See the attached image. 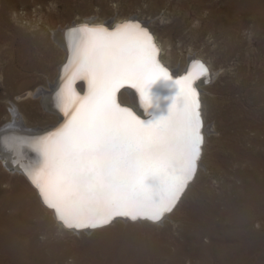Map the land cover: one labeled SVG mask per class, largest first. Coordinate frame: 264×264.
I'll list each match as a JSON object with an SVG mask.
<instances>
[{"label": "rangeland", "instance_id": "obj_1", "mask_svg": "<svg viewBox=\"0 0 264 264\" xmlns=\"http://www.w3.org/2000/svg\"><path fill=\"white\" fill-rule=\"evenodd\" d=\"M127 17L145 21L166 43L160 53L171 68L184 55L211 64L212 78L201 84L208 129L195 180L161 223L116 220L76 233L62 230L23 175L0 159V264H141L150 255L151 264H163L177 250L183 264H222V249L225 258L239 257L236 264H264V0H0V125L12 119L14 103L30 127L55 122L43 95H34L50 90L63 56L55 29Z\"/></svg>", "mask_w": 264, "mask_h": 264}, {"label": "snow or ice", "instance_id": "obj_2", "mask_svg": "<svg viewBox=\"0 0 264 264\" xmlns=\"http://www.w3.org/2000/svg\"><path fill=\"white\" fill-rule=\"evenodd\" d=\"M77 33L90 37L82 47L78 41L74 53L91 74L92 93L63 128L35 141L67 197L79 204L83 222H64L77 229L102 227L114 217L158 222L192 179L201 153V104L193 84L209 70L197 62L198 76L193 78L189 69L174 79L156 61L153 35L138 23L126 22L111 32L85 25ZM126 83L141 97H153L154 85L170 86L178 103L141 120L116 102L115 93ZM9 143L16 151L25 142ZM40 190L43 195L44 187ZM144 191L151 195L142 196Z\"/></svg>", "mask_w": 264, "mask_h": 264}, {"label": "bare ground", "instance_id": "obj_3", "mask_svg": "<svg viewBox=\"0 0 264 264\" xmlns=\"http://www.w3.org/2000/svg\"><path fill=\"white\" fill-rule=\"evenodd\" d=\"M133 19H137L135 17H131ZM126 19H130V18H126ZM86 20H91V22L94 23H109L112 24L110 27H114L116 25H118L121 21H123V19H111V20H93V19H82L79 22H84ZM74 22V21H73ZM141 22L148 26L146 24L145 21ZM77 22L75 23H71V24H77ZM69 24V25H71ZM68 24L65 25V27L69 26ZM65 27L62 29L60 28L59 30L53 31V35H54V40H56L59 44V46H61L62 51H63V56L61 59V62L58 66V69L56 71V76L54 81L51 83L50 85V90H46V89H38L37 91L35 90L34 95L37 94H41L43 95V102L44 105L46 107V109L50 112H52L53 114H55L54 118H55V122H53L52 124H50L49 126H57L59 124V122H61L60 126H57L54 130H52L51 132H48L45 134V136H34V137H29V136H24L22 134H18L21 133L22 129L24 128H37V127H30V125L28 126L23 117L18 113V110L16 108V106L13 104L12 107L10 108L11 111V115H12V119L7 121L6 123H4L2 126L0 125V137H3L5 140V143L0 145V159L3 161L4 167H6L9 171H16L19 172L20 174L23 175V177L28 181L29 185L32 187V189L34 190V192L36 193L38 200L40 202V205L43 206V208L49 212V214L54 218L55 223L58 224V226H60V228L62 230H70L76 233H79L80 231H92L95 229H99V228H104L106 226H110L111 224L115 223L116 220H131L129 218H116L114 220H112L109 224L102 226V227H96L94 229H77V228H70L67 225H65L64 222L59 221L57 218L58 217H62L65 221L70 220V222L72 223H78V222H83V218L80 215V208H79V204L71 199H69L66 195V189L63 188L61 186L60 180L58 178V176L54 173V171L51 169L50 167V160L48 157H46L44 155L43 152L40 151H36L35 150V141H37L38 139H43L45 137H49L51 136L54 132H58L61 128H63L68 121L71 119V116L73 113L76 112L77 109L80 108L81 105L80 104V99L85 97V96H90L92 93V77L91 74L85 70H83L81 68V61L80 58L78 56L75 55L74 53V49L77 46V42L79 41L80 46L82 47L87 41L88 39H90L89 36L84 35V34H78L77 30H69L68 28L65 29ZM149 27V26H148ZM151 29V28H150ZM152 30V29H151ZM153 32V31H152ZM23 33V32H22ZM20 35V34H19ZM27 35V34H26ZM153 35L155 36L157 43L159 44L160 50L162 51L163 49H165V44L164 41L160 42L159 38L157 37V34L155 32H153ZM15 36V35H14ZM13 37V36H11ZM22 37V36H21ZM23 38V37H22ZM29 38V36H28ZM10 39V37H9ZM7 40V39H6ZM30 40V39H29ZM1 41V40H0ZM10 41V40H9ZM15 42V41H13ZM22 42V41H20ZM12 43V42H10ZM32 43V42H31ZM34 43V42H33ZM21 44V43H20ZM10 45V44H9ZM31 45V44H30ZM170 45V44H167ZM13 46V45H12ZM35 46V44H34ZM11 47V46H10ZM20 47V46H19ZM21 48V47H20ZM10 49V48H9ZM23 49V48H22ZM30 49V48H29ZM21 51V50H20ZM27 51V50H26ZM29 51V50H28ZM11 52V50H10ZM35 52V51H34ZM169 53V51H167ZM27 53V52H26ZM21 54V53H20ZM24 55V54H23ZM180 57V56H177ZM26 58V57H25ZM197 59H200L203 61L201 56H189L186 57L181 56L180 57V61L181 64L176 68V67H172L170 65V59L169 58H163V56L161 57V53H159V60L162 61L164 64H166L168 66V68H170V75H173V78H175L176 76L180 75L181 73L185 72L188 67L190 66V69L192 71V77L195 78L196 76L199 75L200 71H199V67L197 64H194L196 62ZM23 60V59H22ZM67 60V62L65 64H63L65 61ZM158 60V61H159ZM32 62V61H31ZM205 62V61H204ZM27 63V62H26ZM30 63V62H29ZM25 64V63H24ZM205 64H207L205 62ZM209 64V63H208ZM207 66L211 69V64H209ZM28 65V64H27ZM6 67V66H5ZM11 67V66H10ZM25 67V66H24ZM209 69V75L207 77L202 76L201 78L198 79L197 83H195L194 85L198 87V90L200 91V93H203V86L201 87V84L205 83L209 78H212L211 74V70ZM8 70V69H7ZM10 70V69H9ZM13 71H10L9 73H11ZM13 74V73H12ZM89 75V76H88ZM213 75V74H212ZM9 78V77H8ZM76 80H78V83L76 84ZM210 80V79H209ZM50 83V82H49ZM127 84V83H126ZM84 92V95H81L78 93V90ZM45 88V87H44ZM36 89V88H35ZM49 89V88H48ZM28 94V92L26 93ZM25 95V94H22ZM46 95V96H44ZM120 95V102L122 104H131L133 105L136 109L140 110L141 113L145 116H147L145 113L148 109H153L154 110V114L153 116L157 113V112H162L163 110H165V107L167 105H169L170 103L173 104L175 106V104L178 103V97L174 95L173 89L170 86H164L161 85L159 87H156L155 85L153 86V97H141L140 94H138V92L136 91V89L131 88V87H124L120 90L119 92ZM200 99H201V109H202V114H203V100H202V94H200ZM21 97V96H20ZM152 103H155L156 105H158V107L153 108L150 105ZM17 105V104H16ZM152 118V117H151ZM149 118V119H151ZM148 119V120H149ZM203 119H204V114H203ZM62 120V121H61ZM5 126H10L9 128H7L8 130L5 129ZM33 126V125H31ZM48 127V126H47ZM208 129V127H207ZM207 129H206V124H205V119H204V124H203V132H204V140H205V133H207ZM6 131V132H5ZM23 132V131H22ZM15 139V140H19L25 143L20 144L19 146H17V150L16 151H12L11 150V145L9 143L10 140ZM203 140V142H204ZM206 141V140H205ZM55 149V145L54 144H49V151H54ZM202 150H203V145H202ZM201 155H202V151H201ZM201 155H200V159L197 165V170L196 173L193 177V179L187 183V187L184 190V192L182 193L180 199L178 200L177 204L175 205V207L172 209V211L167 214L165 217H168L171 215V213H173L175 211V209L177 208V206L180 204L181 200L183 199V197L185 196L189 186L191 185V183L195 180L197 174H198V168L200 166V160H201ZM21 167V171H19V169L17 167ZM18 173V174H19ZM41 186L44 187V194L42 195L41 193ZM142 196L144 197H148L151 195L150 191H144L141 193ZM14 196V195H13ZM34 196V195H33ZM262 196V195H261ZM17 197V196H16ZM13 198V197H12ZM43 199L46 203H48L49 205H55L54 209L50 208L47 206V204H45L43 202ZM19 200V199H18ZM254 200V199H253ZM258 200V199H256ZM15 201V200H14ZM25 201V200H24ZM32 201V200H31ZM36 201V200H35ZM30 202V201H29ZM28 202V203H29ZM38 203V202H37ZM258 203V202H257ZM256 203V204H257ZM16 205V204H15ZM25 205V202H24ZM32 205V204H31ZM1 206V205H0ZM26 206V205H25ZM30 206V205H29ZM249 206V205H248ZM23 208V207H22ZM37 208V207H36ZM57 208L59 209V211H57ZM1 209V208H0ZM32 210V209H29ZM198 210V209H197ZM1 211V210H0ZM33 211V210H32ZM23 212V211H22ZM36 212V211H35ZM15 213V212H14ZM24 213V212H23ZM22 213V214H23ZM194 213V212H193ZM246 213V212H245ZM28 214V213H27ZM33 214V213H32ZM196 214V213H195ZM19 215L21 216V214L19 213ZM197 215V214H196ZM199 215V214H198ZM30 216V215H28ZM58 216V217H57ZM14 217V216H13ZM164 217V218H165ZM171 217V216H170ZM202 217V216H201ZM2 218V217H1ZM12 218V217H11ZM17 218V217H16ZM22 218V217H21ZM27 218V217H26ZM163 218V219H164ZM197 218V217H196ZM24 219V218H23ZM28 219V218H27ZM160 220L158 222H153L150 221L148 219H138L136 221H150L153 223H161L164 220ZM193 219V218H192ZM195 219V218H194ZM204 219V218H203ZM242 219V218H241ZM6 220V218H5ZM14 220V219H13ZM212 220V219H211ZM243 220V219H242ZM2 221V220H0ZM24 221V220H23ZM204 221V220H203ZM8 222V221H7ZM14 222V221H13ZM19 222V221H17ZM16 222V223H17ZM69 222V221H67ZM194 222V221H193ZM204 223V222H203ZM208 224V223H207ZM24 225V224H23ZM213 225V224H212ZM257 226H259V221H257L256 223ZM203 226V225H202ZM201 225L197 226V230H202L203 227ZM214 226V225H213ZM9 227V226H8ZM12 227V226H11ZM196 227V226H195ZM207 227V226H206ZM210 228V227H209ZM170 229V228H169ZM182 229V228H181ZM192 229V228H191ZM194 229V227H193ZM211 229V228H210ZM7 230V229H6ZM10 230V228H9ZM195 230V229H194ZM192 230V231H194ZM214 230V229H213ZM108 231V230H107ZM115 231V230H114ZM181 231V230H179ZM185 231L186 233H192ZM205 231V229H204ZM212 231V230H211ZM3 232V231H2ZM44 232V231H43ZM171 232V231H170ZM184 232V231H183ZM202 232V231H201ZM210 232V231H209ZM215 232V231H214ZM199 233V232H198ZM196 233V234H198ZM206 233V232H205ZM6 234V233H5ZM12 234V233H11ZM34 234V233H33ZM112 234V233H111ZM116 234V233H115ZM194 234V232H193ZM245 234V233H244ZM31 235V234H30ZM29 235V236H30ZM109 235V234H108ZM140 235V234H139ZM173 235V234H172ZM178 235H181V233H179ZM177 235V236H178ZM240 235V234H239ZM259 235V234H257ZM34 236V235H33ZM102 236V235H101ZM117 236V235H116ZM123 236V235H122ZM157 236V235H156ZM175 236V235H174ZM48 237V236H47ZM186 237V236H185ZM244 237V236H243ZM247 237V236H246ZM261 237V235H260ZM2 238V237H1ZM94 238V237H93ZM103 238V237H102ZM118 238V237H116ZM116 238L114 240H116ZM120 238V237H119ZM162 238V237H161ZM176 238V237H175ZM184 238V236H183ZM242 238V237H241ZM36 239V238H35ZM112 239V238H111ZM153 239V238H150ZM160 239V238H159ZM163 239V238H162ZM257 239V237H256ZM262 239V238H261ZM4 240V239H3ZM32 240V239H31ZM89 240V239H87ZM105 240V239H104ZM113 240V241H114ZM121 240V239H120ZM119 240V241H120ZM125 240V239H124ZM141 240V239H140ZM179 240V239H178ZM249 240V239H248ZM259 240V238H258ZM5 241L6 238H5ZM37 241V240H36ZM103 241V240H102ZM132 241V240H131ZM130 241V242H131ZM134 241V240H133ZM145 241V240H144ZM147 241V240H146ZM156 241V240H154ZM169 241V239H168ZM35 242V241H34ZM38 242V241H37ZM49 242V241H48ZM55 242V241H54ZM101 242V241H100ZM107 242V241H106ZM143 242V241H142ZM167 242V241H165ZM171 242V240L169 241ZM168 242V244H169ZM236 242V241H235ZM1 243V242H0ZM62 243V242H61ZM91 243V242H90ZM95 243V242H94ZM114 243V242H113ZM117 243V242H116ZM140 243V242H138ZM151 243V242H150ZM173 243V241H172ZM241 242H239L240 244ZM247 243V241H246ZM254 243V242H253ZM36 244V243H35ZM52 244V242H51ZM105 244V243H104ZM103 244V245H104ZM109 244V243H108ZM111 244V243H110ZM122 244V243H121ZM146 244V243H145ZM153 244V243H152ZM167 244V243H166ZM234 244V243H233ZM32 245V244H31ZM49 245V244H48ZM54 245V244H53ZM91 245V244H90ZM89 245V246H90ZM102 245V244H101ZM100 245V246H101ZM144 245V244H143ZM151 245V244H150ZM158 245V244H157ZM221 245V244H220ZM224 245V244H223ZM253 245V244H252ZM6 246V245H5ZM27 246V245H26ZM30 246V245H29ZM34 246V245H33ZM58 246V245H57ZM81 246V245H80ZM112 246V245H111ZM116 246V245H115ZM124 246V245H123ZM131 246V245H130ZM129 246V247H130ZM139 246V245H138ZM162 246V245H161ZM179 246H181L179 244ZM235 246V245H234ZM245 246V245H244ZM250 246V245H249ZM254 246V245H253ZM44 247V246H43ZM55 247V245H54ZM53 247V248H54ZM62 247V246H61ZM69 247V246H68ZM94 247V246H93ZM106 247V246H105ZM110 247V246H109ZM128 247V246H127ZM150 247V246H149ZM165 247V246H164ZM212 247V246H211ZM210 247V249H211ZM217 247V244H216ZM220 247V246H218ZM223 247V246H222ZM227 247V246H226ZM5 248V247H4ZM25 248V247H24ZM33 248V247H32ZM49 248V247H48ZM112 248V247H111ZM125 248V247H123ZM183 248V247H182ZM201 248V247H200ZM199 248V249H200ZM208 248V247H207ZM9 249V248H8ZM13 249V248H12ZM18 249V248H17ZM42 249V248H41ZM73 249V248H72ZM90 249V248H89ZM93 249V248H92ZM96 249H98L96 247ZM100 249V248H99ZM114 249V248H113ZM128 249V248H126ZM125 249V252H126ZM148 249V248H147ZM152 249V248H151ZM180 249V248H179ZM240 249V248H239ZM4 250V249H3ZM11 250V249H10ZM63 250V249H62ZM86 250V249H85ZM112 250V249H111ZM124 250V249H123ZM133 250V249H132ZM154 250V248H153ZM168 250V249H167ZM174 250V249H172ZM216 250V249H215ZM232 250V249H231ZM17 251V250H16ZM50 251V250H49ZM106 252V250H104ZM103 251V252H104ZM108 251V250H107ZM134 251V250H133ZM136 251V249H135ZM141 251V250H140ZM169 251V250H168ZM203 251V250H202ZM238 251V250H237ZM10 252V251H8ZM18 252V251H17ZM25 252V251H24ZM31 252V250L29 251ZM27 252V253H29ZM52 252V251H50ZM56 252V251H55ZM54 252V253H55ZM63 252V251H61ZM70 251L68 250V253ZM93 252V251H91ZM97 252V251H94ZM117 252V251H116ZM145 252V251H144ZM159 252V251H158ZM162 252V250H161ZM220 252V251H219ZM224 252L225 254L227 253L226 251H221V253H219V256L222 257V264H236L237 263V258L235 256H233L232 254L229 255V257H226L227 255L224 256ZM234 250L231 251V253H233ZM36 253V252H35ZM59 253V252H58ZM101 253V252H100ZM121 253V252H120ZM134 253V252H132ZM148 253V252H147ZM167 253V252H166ZM216 253V252H215ZM235 253V252H234ZM238 253V252H237ZM248 253V252H247ZM246 253V254H247ZM2 254V253H1ZM5 253H3L4 255ZM38 254V253H37ZM40 254V253H39ZM48 254V253H47ZM64 254V253H63ZM89 254V253H87ZM107 254V253H105ZM126 254V253H125ZM143 254V252H142ZM200 254V253H199ZM213 254V253H211ZM217 254V253H216ZM230 254V252H229ZM243 254V252H242ZM8 255V254H7ZM90 255V254H89ZM109 255V254H108ZM120 255V254H119ZM122 255V254H121ZM137 255V254H136ZM157 255V254H156ZM201 255V254H200ZM203 255V253H202ZM210 255V254H209ZM5 256V255H4ZM46 256V255H45ZM50 256V255H49ZM48 256V257H49ZM57 256V255H56ZM61 256V255H60ZM59 256V258H61ZM103 256V255H102ZM112 256V255H111ZM115 256V255H114ZM133 256V255H131ZM138 256V255H137ZM163 256V255H162ZM16 257V256H15ZM63 257V256H62ZM72 257V256H71ZM128 257V255H127ZM156 256H147L145 260H142L141 264H151L150 262H152L153 259H155ZM167 257V261L164 262L163 264H183L181 263V258H182V253L178 252V250L176 252H172V255L170 256H166ZM209 257V256H208ZM212 257V256H211ZM218 257V256H217ZM22 258V257H21ZM135 258V257H134ZM201 258V257H200ZM199 258V259H200ZM8 259V258H7ZM10 259V258H9ZM17 259V258H16ZM15 259V260H16ZM32 259V258H31ZM40 259V258H39ZM43 259V258H42ZM41 259V260H42ZM55 259V258H54ZM57 259V258H56ZM95 259V258H94ZM143 259V258H142ZM160 259V258H159ZM204 259V258H203ZM0 260L2 261V259L0 258ZM21 260V259H20ZM47 260V259H46ZM49 260V259H48ZM62 260V259H59ZM57 260V261H59ZM89 260V258H88ZM131 260V259H130ZM202 260V259H201ZM205 260V259H204ZM203 260V261H204ZM209 260V259H208ZM242 260V259H241ZM67 261V260H65ZM82 261V260H81ZM104 261V260H102ZM110 261H114L111 260ZM118 261V260H117ZM134 261V260H133ZM139 261V260H138ZM136 260V262H131V264H140ZM159 261V260H158ZM200 261V260H199ZM215 261V260H214ZM18 262V261H17ZM29 262V261H28ZM37 262V261H36ZM40 262V261H39ZM51 262V261H49ZM48 262V263H49ZM77 262V260H76ZM120 262V261H119ZM156 262V261H154ZM210 262V261H209ZM244 262V261H243ZM246 262V261H245ZM8 263V262H7ZM15 263V262H14ZM25 263V262H24ZM42 263V262H41ZM52 263V262H51ZM84 263V262H83ZM93 263V262H92ZM158 263V262H157ZM201 263V262H199ZM207 263V262H206ZM16 264V263H15ZM18 264V263H17ZM28 264V263H27ZM38 264V263H37ZM68 264V263H67ZM98 264V262H97ZM100 264V262H99ZM111 264V263H110ZM112 264H117L116 262L112 263ZM127 264V263H124ZM154 264V263H153ZM162 264V263H161ZM239 264V262H238ZM247 264V263H246Z\"/></svg>", "mask_w": 264, "mask_h": 264}, {"label": "water", "instance_id": "obj_4", "mask_svg": "<svg viewBox=\"0 0 264 264\" xmlns=\"http://www.w3.org/2000/svg\"><path fill=\"white\" fill-rule=\"evenodd\" d=\"M126 22H132V23H138L141 27H144V28H147L148 29V31L153 35V32H152V30L148 27V26H146V25H144L142 22H141V20H139V19H133V18H130V19H123V21H121L118 25H116V26H114V27H110L112 24H109V23H94V22H91V20H86V21H84V22H78L77 24H71V25H69V26H67V27H65V29L66 28H68L69 30H77V29H82L85 25H88L89 27H93V28H106L107 29V31H109V32H111V31H113V30H115L117 27H119L120 25H122V24H124V23H126ZM153 38H154V41H155V45H156V47L159 49V53L161 52V50H160V47H159V44L157 43V40H156V38H155V36L153 35ZM159 53H158V55L155 57L156 58V61L160 64V65H162L163 67H165V68H167L168 69V72H169V74H170V68H168V66L166 65V64H164L162 61H160L159 60ZM159 60V61H158ZM67 62V60L63 63V64H65ZM197 62H203L204 64H205V62L204 61H202V60H200V59H197L196 60V62L194 63V64H197L198 65V67H199V64L197 63ZM206 66H207V64H205ZM207 68H208V70H209V67L207 66ZM190 69V66L188 67V69L186 70V71H188ZM186 71L185 72H183V73H181L180 75H178V76H176L175 78H178L179 76H183L185 73H186ZM199 71H201V69H200V67H199ZM89 76V75H88ZM202 76H200V78H201ZM174 78V79H175ZM77 82H76V84L78 83V80H76ZM197 81H198V79H194V84L195 83H197ZM193 84V86L194 87H196V89H197V92H198V95H199V101H200V104H201V99H200V91L198 90V87L197 86H195ZM124 87H131V88H133L130 84H124V86L123 87H121L120 89H119V91H117L116 93H115V99H116V102L118 103V104H120L121 105V107H129V108H131L132 109V111L141 119V120H148L149 118H151L152 116H150L149 115V113H152V115L154 114V110L153 109H148L147 111H146V115L147 116H145V115H143L142 113H141V111L140 110H138V109H136L133 105H131V104H122L121 102H120V95H119V92H120V90L122 89V88H124ZM134 89H136V88H134ZM77 90H78V87H77ZM136 91H137V89H136ZM84 92L85 91H83V92H81V91H79L78 90V93L79 94H81V95H84ZM138 92V91H137ZM138 94H139V92H138ZM88 96H85V97H83V98H81L80 99V104L79 105H81L84 101H85V99L87 98ZM200 112H201V115H202V126H201V133H202V145H203V140H204V132H203V124H204V119H203V114H202V109L200 108ZM62 121V120H61ZM60 124H61V122H59V124L57 125V126H60ZM57 126H46V127H42V128H34V129H32V128H24V129H22V131H21V133H18V134H22V135H24V136H29V137H34V136H45V134L46 133H48V132H51L52 130H54ZM10 126H5V129L6 130H8L7 128H9ZM6 132V131H5ZM202 151V150H201ZM200 155H201V153H200ZM200 155H199V158H198V160L196 161V167H195V170L193 171V173H192V179H193V177H194V175H195V173H196V170H197V165H198V162H199V159H200ZM18 169H19V171H21V167H17ZM191 179V180H192ZM191 180H189L187 183H189ZM187 183H186V185H185V188H184V190L186 189V187H187ZM184 190L182 191V192H180L179 194H178V198H177V200H176V202L174 203V205L172 206V209L175 207V205L177 204V202H178V200L180 199V197H181V195H182V193L184 192ZM43 202L45 203V204H47V206L49 205L48 203H46L45 201H44V199H43ZM48 207H50V206H48ZM50 208H53L54 209V207H50ZM172 211V210H171ZM170 211V212H171ZM170 212H167V213H165L164 214V216L162 217V219L167 215V214H169ZM58 217V216H57ZM116 218H126V217H114L112 220H114V219H116ZM59 221H61V222H64L65 220L64 219H62L61 217H58L57 218ZM127 219V218H126ZM130 219V218H129ZM161 219V220H162ZM67 221H69L68 223H71V224H75V223H72V222H70V220H67ZM151 221V220H150ZM65 223V222H64ZM65 225H67L66 223H65ZM75 227H72V229H74ZM81 229H94V228H81Z\"/></svg>", "mask_w": 264, "mask_h": 264}]
</instances>
